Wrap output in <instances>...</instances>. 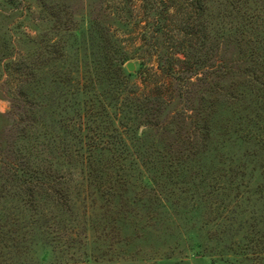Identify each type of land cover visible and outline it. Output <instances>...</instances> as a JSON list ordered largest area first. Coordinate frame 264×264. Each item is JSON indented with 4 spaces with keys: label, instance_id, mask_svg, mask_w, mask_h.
I'll list each match as a JSON object with an SVG mask.
<instances>
[{
    "label": "rangeland",
    "instance_id": "obj_1",
    "mask_svg": "<svg viewBox=\"0 0 264 264\" xmlns=\"http://www.w3.org/2000/svg\"><path fill=\"white\" fill-rule=\"evenodd\" d=\"M185 4L0 0V264H264V89L235 77L243 61L264 59V0H204L209 28L193 40L210 61L198 78L189 82L186 70L174 84L163 126L142 119L121 129L117 147L130 156L121 166H108L106 155L90 172L85 140L70 122V106L94 101L90 86L81 92L78 84L94 58L105 67L118 47L134 56L133 74L174 53L184 60ZM99 32L118 46L105 49ZM216 59L234 72L216 77ZM199 103L213 107L201 150L188 141L187 118ZM31 104L37 123L25 134L19 118ZM92 127L86 134L102 135ZM26 163L53 183L33 185L34 194L19 187L12 173Z\"/></svg>",
    "mask_w": 264,
    "mask_h": 264
},
{
    "label": "trees",
    "instance_id": "obj_2",
    "mask_svg": "<svg viewBox=\"0 0 264 264\" xmlns=\"http://www.w3.org/2000/svg\"><path fill=\"white\" fill-rule=\"evenodd\" d=\"M203 2L204 0H186L185 11L188 16L185 21V30L188 29V32H186V38L184 37L182 39L177 51V54H181L180 50H182L184 60L176 58L174 53L171 58L158 59L159 61H156L158 67L146 66L143 67L139 73H129L125 67L128 62L134 59V56L130 55L127 51L120 50L117 47V43L109 40L108 37L105 38L104 32H99L100 40L102 39L105 49L110 51L112 50L110 49L112 44H114V46L117 45V50H114L115 56H107L108 61L105 63V67L98 68L96 64L99 59L96 60V58L93 59L92 65H86L85 74L83 73L84 75H81L80 82L78 83L80 86L79 91L84 92L85 88L90 86V89L85 93L92 94L95 92L92 97L94 101L92 104L91 101L88 104L85 102L82 106L79 105V102H76L70 106V109L74 112V116L71 117L70 122L75 130L81 132V139L83 141L85 140V150L87 155L89 154L88 158L90 164H88V166L90 172L93 167L95 168V166L98 167L101 165L103 160L102 157L106 155L110 156L108 166L112 168L114 166L115 168L121 166L126 160H129L130 156L125 155L124 152L120 151L117 147L121 145L122 148L123 145L121 141L123 138V136H121V129L127 128L129 125L133 124L139 125L142 119H144L145 125L148 128L163 126L164 122L162 121V116L167 106L177 98L173 92L175 91L174 84L183 81L181 75L184 74L186 70L191 73V76L187 78L189 82L192 81L193 75L198 78L200 74L199 71L205 69L201 68L209 63V58L204 57L202 54L204 52L202 44L193 40H198L202 31H206L209 28L204 22L206 10L204 9ZM160 14L163 15V13ZM167 29L168 26L162 23L157 24L155 27L157 33L163 34L164 36ZM262 47H264V12L262 13ZM253 57L254 58L249 61H243L241 64L244 65V67H241L242 71L235 69V77H237L236 74L239 75V77L242 75L247 76L249 79L255 81L254 86L261 85L264 89V59H262V64H260V60L255 56ZM221 62L222 60L216 59L215 65L210 69L216 70V77H225L234 72L232 65H221L223 64ZM179 64H182L185 68H179ZM260 66H262V70H260ZM259 71L262 72V75H259ZM217 72H221V74ZM205 73L206 72L202 74L205 75ZM261 77L262 82L260 81ZM104 79H107V83L109 84L107 89L102 87L103 82L100 81ZM208 84L213 92L221 93V89L217 88L218 83ZM98 86L101 91L97 89ZM180 93L181 91L179 94ZM22 94L25 96L27 95L24 91H22ZM107 101H109V103H107ZM191 106L192 113L189 114L187 118L192 140L191 135H189L188 141L193 148L201 150L211 136L213 107L212 104L209 106L200 104L198 108H194V105ZM31 107L24 109L19 118V122L21 123L19 130L25 134L37 123L36 108L35 106L33 107V104H31ZM188 113L189 112H187V114ZM92 123L97 126L96 130L100 129L102 131V135L100 134L99 136L98 134V136L91 137L88 132L86 134L87 129L88 131H90V128L92 130ZM263 130L264 127H262V131ZM114 132L118 134L113 135ZM106 137L115 139H111L110 141L107 140L103 143ZM263 138L264 132H262V140ZM86 140H88V143ZM101 144L104 146L101 147ZM101 150L105 152H98ZM106 150L109 154L106 153ZM105 165L106 164H104V166ZM46 174L35 169L33 165L26 163L25 165L14 167L11 179L17 183L19 187L27 185L34 194V189H32L33 185H35L34 187H38L37 185H39V187L45 188L47 184L53 183V181L50 183V180L49 183L45 182V178L47 177ZM6 191H8V187L3 186V188H1V196H4ZM47 192L57 194L55 189L50 192L47 188Z\"/></svg>",
    "mask_w": 264,
    "mask_h": 264
},
{
    "label": "water",
    "instance_id": "obj_3",
    "mask_svg": "<svg viewBox=\"0 0 264 264\" xmlns=\"http://www.w3.org/2000/svg\"><path fill=\"white\" fill-rule=\"evenodd\" d=\"M126 69L128 70L129 73H134L136 70L135 64L133 62L127 63Z\"/></svg>",
    "mask_w": 264,
    "mask_h": 264
}]
</instances>
